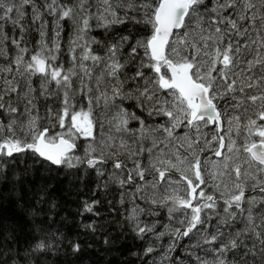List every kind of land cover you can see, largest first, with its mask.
I'll use <instances>...</instances> for the list:
<instances>
[{
    "label": "snow or ice",
    "instance_id": "1",
    "mask_svg": "<svg viewBox=\"0 0 264 264\" xmlns=\"http://www.w3.org/2000/svg\"><path fill=\"white\" fill-rule=\"evenodd\" d=\"M0 264H264V0H0Z\"/></svg>",
    "mask_w": 264,
    "mask_h": 264
}]
</instances>
